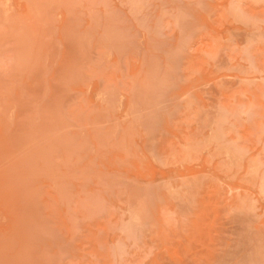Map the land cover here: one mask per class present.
I'll return each mask as SVG.
<instances>
[{
  "label": "rangeland",
  "instance_id": "rangeland-1",
  "mask_svg": "<svg viewBox=\"0 0 264 264\" xmlns=\"http://www.w3.org/2000/svg\"><path fill=\"white\" fill-rule=\"evenodd\" d=\"M0 264H264V0H0Z\"/></svg>",
  "mask_w": 264,
  "mask_h": 264
}]
</instances>
